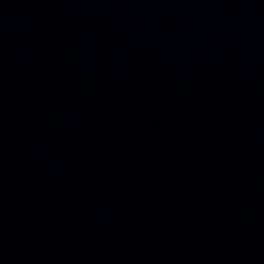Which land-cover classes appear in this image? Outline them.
<instances>
[{
  "label": "water",
  "instance_id": "1",
  "mask_svg": "<svg viewBox=\"0 0 264 264\" xmlns=\"http://www.w3.org/2000/svg\"><path fill=\"white\" fill-rule=\"evenodd\" d=\"M0 264H264V0H0Z\"/></svg>",
  "mask_w": 264,
  "mask_h": 264
}]
</instances>
